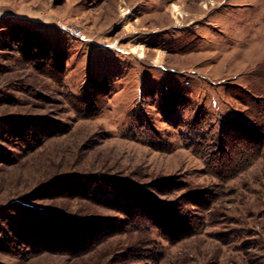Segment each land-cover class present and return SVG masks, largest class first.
Here are the masks:
<instances>
[{
	"label": "rangeland",
	"instance_id": "obj_1",
	"mask_svg": "<svg viewBox=\"0 0 264 264\" xmlns=\"http://www.w3.org/2000/svg\"><path fill=\"white\" fill-rule=\"evenodd\" d=\"M0 264H264V0H0Z\"/></svg>",
	"mask_w": 264,
	"mask_h": 264
},
{
	"label": "trees",
	"instance_id": "obj_2",
	"mask_svg": "<svg viewBox=\"0 0 264 264\" xmlns=\"http://www.w3.org/2000/svg\"><path fill=\"white\" fill-rule=\"evenodd\" d=\"M10 26L11 27L9 28V34L6 37L9 41L8 46L10 48H15L18 54L22 56L24 61L29 63L31 62L36 65L42 64L41 60L45 58L48 60L50 59L60 61L62 55H60V53L55 50L54 46L50 42L41 40L38 31L27 28L26 26H22L20 24H13ZM65 58L66 55L63 56V60ZM26 226L27 225H25V229L19 230V232L17 231L15 232V234L21 240L23 239L24 241H26L28 239V241H31V239L28 238V234H26V230L28 227ZM67 241L68 239L66 240V242Z\"/></svg>",
	"mask_w": 264,
	"mask_h": 264
},
{
	"label": "bare ground",
	"instance_id": "obj_3",
	"mask_svg": "<svg viewBox=\"0 0 264 264\" xmlns=\"http://www.w3.org/2000/svg\"><path fill=\"white\" fill-rule=\"evenodd\" d=\"M204 6H208V5H206V3H204ZM172 7H173L172 8V13H173L174 17L177 19V22H179L180 21V17H184L186 15V13H185L186 11L183 9L182 6H179V5H176V4H173ZM124 14H126V12H124ZM129 51H131L132 53H136L135 49H132V50H129ZM140 53H141L140 56H145L144 53H142V52H140ZM156 61L160 62V59L158 58Z\"/></svg>",
	"mask_w": 264,
	"mask_h": 264
}]
</instances>
